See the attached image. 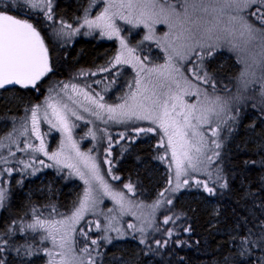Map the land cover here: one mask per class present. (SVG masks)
Returning a JSON list of instances; mask_svg holds the SVG:
<instances>
[{
	"label": "snow or ice",
	"instance_id": "snow-or-ice-1",
	"mask_svg": "<svg viewBox=\"0 0 264 264\" xmlns=\"http://www.w3.org/2000/svg\"><path fill=\"white\" fill-rule=\"evenodd\" d=\"M86 2L88 6L83 10L84 15L75 24L56 14L55 0H11L0 8V90L19 86L39 94L55 71L46 43V38L51 37L43 34L41 28L29 19L10 14L14 10L39 13L45 27L51 30V36L57 38H71L81 29H86L84 35L98 32L101 38L117 40L120 51L114 57V63H109L113 67L130 64L136 70V79L128 86L129 93L122 97L123 103L108 105L100 93L90 94L77 83L60 81L47 89L42 103L25 108L24 117L20 120V134L26 135L30 131L40 143L36 146L26 142L24 149L41 153L53 162L45 165L44 160H40L41 165L58 166V170L71 169L69 175L77 176L84 188L73 202L70 214L61 213L54 204H50L47 206L50 210L45 215L33 205L28 221L21 217L0 226V264H35L33 258L41 253L48 257L46 264H98L96 257L101 255L100 240L112 244L114 239L124 238L125 233L113 224L117 219L115 215L106 216L102 235L92 238L88 232L92 231L93 224L96 230H101V223L99 220H85L86 215L102 214L98 208L105 197L117 206L116 209L109 208L110 213L117 211L120 215H135L132 212L134 207L145 206L105 179L97 158L91 155L92 149L81 151L73 138L78 125L72 117L76 121L85 118L77 109L103 122L148 121L150 126L136 128L137 134L157 130L163 133L158 147H165V154L156 158L168 163L172 177L155 201L147 205L151 209L150 218L139 225H127L140 233L138 243L144 245L145 255H167V252L159 250L168 249L171 252L170 245L180 249L192 247L188 240L181 238L177 229H161L155 214L163 208L162 225H175L183 215L175 212V202L180 193L196 191L201 200L212 206L210 214L213 220L209 226L225 224L223 231L229 248L222 262L217 264H264V141L259 143L257 158L245 159L239 168H230L221 151L224 148L223 133L235 131L245 109L256 110L262 117L261 122H264V0ZM100 2L104 5L102 10L94 19L90 18V10ZM118 20L133 27H143L147 33L144 40L156 43L165 53V62L146 66L135 55L136 48L130 47L122 37ZM157 24L168 27L163 37L156 35ZM171 36L174 39H170ZM225 49L236 56V63L241 66L237 74L227 81L218 77L211 68L216 55ZM99 71H110V68L103 67ZM80 75L85 73L82 71ZM91 75H96V72ZM76 96H82L88 102L87 106L75 99ZM185 96H195L197 100L189 103L185 101ZM41 122L60 134V145L56 151L49 152L40 132ZM15 123L13 118L14 128ZM251 128L255 129L256 124L253 123ZM87 135L97 139L96 133L90 129ZM120 139H124L123 135ZM112 143L109 138L107 156L112 155ZM2 145L3 141H0ZM17 150H23L18 143ZM168 152L171 153L170 159L167 158ZM9 154L15 155L11 151ZM0 163L7 164L9 161L5 157L0 159ZM19 163L24 165V169L32 166L24 161ZM104 163L110 165L107 175L113 180H120L112 171L113 162L105 158ZM253 168L259 173L255 181L250 178ZM13 171L11 167L0 168V211L8 208L11 201V191L5 186L7 181L2 173L11 177ZM36 171L39 169H33L31 174ZM123 189L132 196L136 195V187L131 182L123 184ZM233 197H236L234 206L228 209L225 216L226 201ZM82 220L88 228L85 231L81 227L79 235L95 246L90 248L85 243L79 251L86 255H78L73 239ZM153 227L156 231L162 230L167 238L149 241L148 231ZM220 230L217 228V231ZM109 232H116L117 236L111 237ZM182 232L187 233L190 240L192 226L188 224ZM17 237H24V241H18ZM133 239L136 237L133 236ZM37 242L40 247L36 246ZM49 243L50 248L47 246ZM168 264H172L171 259ZM177 264H186L183 256L179 257Z\"/></svg>",
	"mask_w": 264,
	"mask_h": 264
},
{
	"label": "trees",
	"instance_id": "trees-1",
	"mask_svg": "<svg viewBox=\"0 0 264 264\" xmlns=\"http://www.w3.org/2000/svg\"><path fill=\"white\" fill-rule=\"evenodd\" d=\"M77 1L78 0H56V14L63 17L64 20H70L77 15ZM10 2L11 0H0V8H4ZM5 10L7 9L5 8ZM10 14L17 15L18 18L29 19L30 22H33L41 28L43 34L51 37L50 39L46 38V43L50 49V57L55 65V71L54 74H50V80L46 78L47 83L43 84L39 94L33 92L31 89H22L19 86L13 87L12 89L0 90V140L2 137H5L6 140L8 133L14 134L19 128V126H15L14 128L13 118H16L14 115L19 117V120L17 118L15 119V124L20 123V120L24 117L25 108L35 105L36 103H42L47 96L48 88L57 85L60 81L69 82L82 71L88 72L105 67L108 63L104 65L98 63L101 57L103 55H108L110 57L116 52V43L114 41L103 40L97 35L91 38L79 37L71 44L55 36H51V30L45 27L42 16L37 12L14 10ZM136 40L137 38L129 39L131 44L134 45L138 51H141L143 55L146 51L148 52L149 48L152 46L145 41L146 44L138 47L136 46ZM157 54H159V52L153 50L150 56L154 57V55ZM224 55L228 56V58L223 65L220 63V60ZM211 68L218 77L223 78L225 81H227L229 77L235 76L239 69L235 58L222 52L216 55L211 63ZM114 71L119 72L117 77L119 85L123 84L127 78L126 71L110 69L111 73ZM11 97H14V100H9ZM261 121L262 117L254 109L247 108L241 113L240 121L235 131L231 132L222 151L223 158L230 168H239L245 159L257 158L256 151L259 144L247 140V137H249L250 132H254L257 138H260L259 143L264 141V129L262 130L260 126ZM253 123L256 124L255 129L251 128ZM4 124L10 125L6 131L3 127ZM130 137H126L124 142H119V145H116V149L113 150L114 159L117 163L116 174L120 177L122 182H131L135 185L136 197L142 201L152 202L157 198L158 193L163 187L162 181L159 179L158 173L155 170L157 164L155 158L156 155H158V151L155 150V143L157 142L156 137L154 135L150 137L148 135L145 136V134L135 136L136 138L133 139L134 142L130 140ZM152 137L153 139L150 140ZM114 140H117V138H114ZM258 174V171L253 168L250 178L255 181ZM45 175L54 176L55 174L46 172ZM15 178H18V176L16 175L12 178L13 183L10 186L11 201L9 207L1 212L0 226H6L13 219L21 217L25 221H28L30 219L28 214L29 208L33 205L37 207L41 205L36 195L32 196L29 199L31 200L30 203L25 205V201L28 198L27 194L25 195L24 193L28 191V183L34 181V179L28 178L24 184L18 185L14 182ZM69 183L70 181L62 184L68 187ZM187 192L188 191L185 193ZM185 193L182 192L179 199L175 202V212L177 214L183 213L181 220L177 221L175 225L170 224L166 227H171L180 231L181 238L188 240L189 243L192 244V247L180 249L170 245L172 248L171 252H169L168 249L159 250L161 253L167 252V255H155L152 253L145 255L144 245H140L135 239H128L125 243L129 244L132 242L139 245L140 249H138L140 250L143 261H152L153 264H168L169 259H171L172 264H177L179 257L183 256L186 264H217L218 261L222 262L223 256L227 254L229 242L225 238V233L223 231L225 224L220 223L215 227H210V221L213 220L210 214L212 206L201 200L200 194L196 191H189L192 199L184 201L182 197ZM64 195L65 194L62 192L60 194L61 199L55 203L56 208L61 213H67L69 211L67 199L64 198ZM235 199L236 197H233L232 200L226 201L227 208L224 212L225 216L228 215V209L234 206L233 201ZM228 222L230 223L231 221L229 220ZM188 224H190L193 229L190 240L189 235L182 232L183 227H186ZM217 228L221 230L217 231ZM93 232L92 235L95 236V238L101 236L99 232ZM166 238L162 230L152 233L148 237L149 241L153 239L163 240ZM17 240L23 242L24 237H17ZM197 241H199L198 244L196 243ZM100 245L99 251L101 255L97 257L98 264H118V260L128 259V254L123 249L105 244L103 240H100ZM36 246L39 247L38 242ZM153 247L155 248L154 245ZM209 257H212V259H209Z\"/></svg>",
	"mask_w": 264,
	"mask_h": 264
},
{
	"label": "rangeland",
	"instance_id": "rangeland-1",
	"mask_svg": "<svg viewBox=\"0 0 264 264\" xmlns=\"http://www.w3.org/2000/svg\"><path fill=\"white\" fill-rule=\"evenodd\" d=\"M77 4H78L77 15L72 17L70 20H66L69 23L75 24L79 18H82L84 15V11H83L84 8L88 6L86 0H78ZM103 6H104L103 3L100 2L97 4L96 7H93L90 10V18L94 19L95 15L98 14L100 10H102ZM117 22L122 28V32H121L122 37L126 39V42L129 44L130 47H135L129 41V39L131 40L132 38H137L136 46L138 47H141L144 44H146L144 40V36L147 33L146 30L143 29V27H133L132 25L126 24L122 20H118ZM155 30H156V35L158 37H163L164 34L168 32V27L165 24H157L155 26ZM85 31L86 29H81L80 33L76 34L75 36H72L71 38L60 37L59 39L64 40L68 44L69 43L71 44L74 42V40L78 39L79 37L91 38L94 37L95 35L99 36L98 32H92L88 35H84L83 33ZM99 38L101 37L99 36ZM169 38L174 39V36H171ZM101 39L106 41H114L116 43V52L113 56L110 57L108 55H103L98 63H101L102 65L108 63V65L106 64L105 67H108L110 69H119L120 71L125 70L127 74V78L125 79V82L119 85V81L117 79L119 72L114 71L113 73H111L110 71H99V70L84 72L85 75L83 76L79 74L77 77L71 80V82L77 83L82 89L88 91L90 94L96 92L100 93L101 95L104 96L105 103L114 106L116 104L123 103L122 97H125L129 93L130 89L128 86L130 84H133L134 80L136 79V70L130 64H120V65H115L114 67L111 64H109V62L114 63V57L119 53L120 45L117 40H108L107 38H101ZM146 42L152 45L149 48V51L148 52L146 51L143 55L141 51H138V49L135 47L136 48L135 55L138 56L146 66L163 64L165 62V53L159 47H157L154 41H146ZM177 43H179V41H177ZM153 50H157L159 54L154 55V57H151L150 53H152ZM221 52L233 56L236 60V56L233 53L227 51L226 49L222 50ZM227 58L228 56L224 55L223 58H221L220 63L224 65V63H226ZM237 65L239 68L241 67L239 64ZM92 72H96V75L94 76L91 75ZM13 87L16 86H9L10 89H12ZM74 98L77 99L78 101H81L84 105L87 106L88 102L85 101L82 96H76ZM184 99L189 103H195L197 97L185 96ZM9 100H14V97L9 98ZM77 110L85 118L84 120L76 121L75 118L72 117L73 121L78 125V127L74 129L73 138L79 144L81 151L86 152L89 149H92L91 155L97 158V162L101 166V172L105 176V179L108 180V182L114 188L125 191L127 196L132 200L145 205L144 207H134L132 209V212L135 213V215H131V214L120 215L117 211L111 213L108 212L109 208L116 209L117 206L113 203V201L105 197L104 202L101 203L98 208V212L102 214L95 216L88 214L85 217V220L90 219L94 222L99 220V222L101 223V230H96L93 224L92 231L88 232V235L92 238H95V236L92 235V233H94L93 231L99 232L102 235V230L105 224L107 223L105 217L115 215L117 219L113 221V224H115L117 227H120L121 230L125 233V236L122 239H114L112 244L110 245L119 247L128 254L127 257L128 259L118 260L117 261L118 264H120L121 261L123 262V264H153L152 261L142 260V256L139 250L140 247L137 243L136 244L132 242L129 244L125 243L128 239L133 240V236H135L136 237L135 240L138 241L140 237V233L134 231L133 229H129L127 225L129 223L139 225L141 222L145 221L146 219H149L150 218L149 213L151 212V209L147 207V205L151 204L153 201L152 202L142 201L141 199L136 197V195L132 196L131 193H127V190L123 189V184H125V182H122L121 180H113L111 176L107 175V171L110 165L104 163V160L105 158H107L113 162L111 167L113 173L116 174L117 163L115 162L114 154H113V150L116 149L115 146L119 145L118 143H116V141L124 142L126 140V137H130V136H132L130 137V140H133L136 138L135 136H140L144 134L145 136L148 135L150 137L154 135L156 137L157 142L155 143L156 144L155 150L158 151V155H164L165 147H158L161 141V137L163 136V133L160 130H157L154 133L148 132V133L137 134L135 130L136 128L150 126L148 121H136V122H128V123H118L115 121L103 122L97 119L95 116L90 115L88 112H83L82 109H77ZM14 117H16L19 120V117H17V115H14ZM85 121H89V122L86 123ZM9 126L10 125H6V124L3 125L5 131L8 130ZM15 126L20 127V123L15 124ZM151 126L155 127L154 125ZM260 126L263 130L264 122H260ZM28 127L30 130L31 128L30 121ZM89 129L96 133L97 139L93 140L90 136L87 135ZM40 132L41 135L44 137V141L49 152L56 151L60 145V139H61L60 134L56 132L55 129H50L49 125L43 122H41L40 124ZM230 134L231 133H227V132L223 133L225 137L224 144L229 139ZM121 135H123L124 139H120ZM9 136L12 137L11 140L8 139ZM109 138H111L113 142L111 147V151H112L111 156H107V150L109 148ZM114 138H117V140H114ZM152 139L153 137L150 138V140ZM259 139L260 138H257L254 132H250L249 137H247V140L253 141L257 144H259ZM0 141H3V145L0 146V159L6 157L7 160L9 161V163L7 164L0 163V168L11 167L14 169L11 177H9L7 173H2L3 178L7 181L5 186L10 189V186L13 183L12 178L15 177L16 175L18 176V178H15L14 182H16L18 185L24 184V182L28 178H33L34 181L28 183L27 186L28 191L24 193L25 195L27 194V198H28L25 201V205L30 203L31 200L29 199L32 196L36 195L38 196L39 198L38 200L41 203L40 207L37 206L36 207L39 208V210L43 211L45 215H47L50 209L47 206H49L50 204L55 205V203L61 199L60 194L63 192L65 194L64 198L67 199V206L69 207V211L64 214H70L73 202L76 201L77 197L82 193V190L84 188L83 182L77 176H75L74 174L69 175V173L72 172V170L68 168H59L58 170V166L46 167L45 165L53 164V162L49 161L47 157L43 156L41 153L33 152L31 149H24L25 143L29 141L35 144L36 146H39L40 141L37 140L35 136L31 135L30 131L26 135H21L18 128L14 134L8 133L6 140L5 137H2ZM17 143L19 144L20 148L23 150H19V151L17 150ZM165 146H166V138H165ZM10 151L14 152L15 155L14 156L10 155L9 154ZM221 151H223V149ZM170 157H171V153L168 152L167 158L170 159ZM40 160H44L45 165L39 164ZM19 161H24V163L31 164L32 166L27 169H24V165L22 163H19ZM155 161L157 162L155 166L156 167L155 170L158 173L159 179L162 181L163 184V187L161 189L162 191L164 188L168 186V181L172 177V172H170L169 170L168 163L162 162L160 159L157 158H155ZM33 169H39V171H36L35 174L32 175L31 173L33 172ZM165 169L167 170V172ZM46 172H51L55 175L46 176L45 175ZM201 178H206V177H201ZM20 181H22V183H19ZM68 181H70L69 186L65 187L62 183L64 182L67 183ZM182 192L185 193L186 191H182ZM182 199L184 201L187 199H192L189 191L183 194ZM31 207L28 210L29 216L31 215V211H30ZM1 212L2 211H0V216H1ZM163 212L164 209L161 208L155 214L156 223L160 224L161 229L166 227L161 223L163 219V215H162ZM81 227H83L84 230L87 231L88 226L85 224L83 220L80 221V223L77 225V232L73 234V239L76 242L75 247L78 250V255H86L79 251L84 246V244L87 243L90 248L95 246H92L90 244V241L86 242L84 238L81 235H79V230ZM145 227H147L146 223H145ZM155 232H160V231H156L154 227L152 229H149L148 237L150 234ZM108 235L111 237H116L117 233L109 232ZM40 246L41 245H39V247ZM47 246L50 248L51 244L49 243ZM42 255L43 253L33 258L35 264H46L48 257ZM92 255L96 256V253L92 252ZM57 259L59 258L57 257Z\"/></svg>",
	"mask_w": 264,
	"mask_h": 264
}]
</instances>
